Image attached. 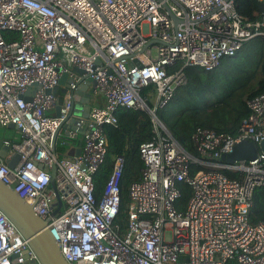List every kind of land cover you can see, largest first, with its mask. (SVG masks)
Returning <instances> with one entry per match:
<instances>
[{
  "label": "built area",
  "instance_id": "obj_1",
  "mask_svg": "<svg viewBox=\"0 0 264 264\" xmlns=\"http://www.w3.org/2000/svg\"><path fill=\"white\" fill-rule=\"evenodd\" d=\"M163 1L179 19L176 27L158 0H0V129L13 124L21 135L3 140L0 181L47 222L69 264H264V222L249 217L255 192L264 189V153L233 163L220 158L239 141L264 139V91L246 100L236 135L195 128L196 156L155 113L187 83L184 68L212 70L264 35V14L251 18L236 0ZM150 40L158 42L142 50ZM63 74L72 81L59 83ZM84 76L102 103L90 100L87 117L66 135L58 132L53 151L52 135ZM148 85L152 108L139 96ZM57 105L59 116L47 113ZM123 108H146L154 123L153 136L139 145L141 179L129 186L124 227L117 221L122 155L113 158L100 197L94 195L107 157L104 126L115 125ZM78 132L79 154L61 151ZM52 165L59 207L49 184ZM181 184L190 196L177 208ZM24 261L37 257L0 210V264Z\"/></svg>",
  "mask_w": 264,
  "mask_h": 264
},
{
  "label": "trees",
  "instance_id": "obj_2",
  "mask_svg": "<svg viewBox=\"0 0 264 264\" xmlns=\"http://www.w3.org/2000/svg\"><path fill=\"white\" fill-rule=\"evenodd\" d=\"M240 12L257 18L264 14V2L236 0ZM187 83L162 108H156V118L181 146L192 155L196 152L191 142L195 128L201 127L216 133L236 135L241 121L248 114L246 100L264 91V35L256 36L243 44L234 57L221 60L212 70L184 68ZM153 85L140 88L139 96L152 108ZM153 121L148 109L123 108L117 113L115 125L104 126L107 157L94 177V195L98 199L112 169L116 155L124 157L119 179L120 212L117 221L126 223L128 191L132 182L141 179L143 162L139 145L153 136ZM66 145L59 146L61 151ZM224 173L231 176L227 170ZM181 195L177 208H183L190 188L180 185ZM252 222H264V189L258 188L253 196L249 214ZM227 264H235L234 260Z\"/></svg>",
  "mask_w": 264,
  "mask_h": 264
},
{
  "label": "water",
  "instance_id": "obj_3",
  "mask_svg": "<svg viewBox=\"0 0 264 264\" xmlns=\"http://www.w3.org/2000/svg\"><path fill=\"white\" fill-rule=\"evenodd\" d=\"M161 1L163 9L167 12L168 16L172 19L174 26L176 27L179 19L173 14L170 10L168 4L163 0ZM158 42L157 40H150L148 43L142 48V50L149 46L152 43ZM136 64L140 66L138 61L130 62L129 64ZM71 71L75 74L83 73V70L73 67ZM88 76H84L82 79H85V83L79 82L74 90V95L70 102V107L65 115V117L61 120L59 126L56 128L52 135L51 139V148L55 150V141L58 135V132H63L64 135L67 134V130H71L74 128L75 124L78 122L79 118L87 117L89 111L90 100L93 98V94L90 92V81L87 79ZM67 79V74H63L59 78V83H63V81ZM68 82L72 81V77L67 79ZM36 86V84H33ZM33 90L28 88L23 96V100L26 101L30 98L29 93H32ZM46 92H50L49 89ZM84 94L85 98L83 99L81 95ZM84 105H83V104ZM83 106V111L80 112L78 109ZM59 108L60 105H57L55 108V115L59 116ZM72 120V121H71ZM9 128H14L13 124L8 125ZM65 145H68V141L65 142ZM0 156H5V151L8 149V145L3 143V140L0 139ZM264 153V139L261 140L258 145H255L252 141L242 140L234 144L233 149L221 155L222 161L227 162H236L241 160H249L254 158L258 152ZM80 152V148L70 147L67 151L68 155H78ZM20 154L18 152L15 153V158L19 159ZM10 167H13V162L8 163ZM55 167L52 165L50 168V179L49 184L53 188L55 195L57 197L58 207L61 205V200L59 198L57 189L55 187ZM0 210L3 214L13 223L16 229L22 234V236L27 239L28 244L34 254L37 257V262L30 263L24 261L22 263L16 264H69L61 254L58 244L47 228V222L43 220L40 216L36 214L33 210L32 205L28 204L23 198H21L17 192L12 190L8 185L4 184L0 181Z\"/></svg>",
  "mask_w": 264,
  "mask_h": 264
},
{
  "label": "crops",
  "instance_id": "obj_4",
  "mask_svg": "<svg viewBox=\"0 0 264 264\" xmlns=\"http://www.w3.org/2000/svg\"><path fill=\"white\" fill-rule=\"evenodd\" d=\"M81 97L84 99L85 98V95L82 94ZM91 103L92 104H101L102 103V97H100L99 95L93 97L91 99ZM47 113H49V114H55V109L54 108L53 109H50V110L47 111ZM9 129H10L9 127L1 128L0 129V139L5 140V139L11 138V139L17 140V137H16L17 134L15 133V131H11ZM81 136H82V133L81 132H78L75 137L68 138V145L66 147V150L68 151V149L70 147H73V148H78L79 147L80 148V146H81V138H82ZM0 151H1V148H0ZM7 153L8 152L5 151V154H6L5 157L7 156ZM18 160L19 159L15 158V153H14V154H12L10 156V158L7 160V162L8 163L9 162H11V163L13 162V165H15L18 162Z\"/></svg>",
  "mask_w": 264,
  "mask_h": 264
},
{
  "label": "rangeland",
  "instance_id": "obj_5",
  "mask_svg": "<svg viewBox=\"0 0 264 264\" xmlns=\"http://www.w3.org/2000/svg\"><path fill=\"white\" fill-rule=\"evenodd\" d=\"M225 58H228V57H223L221 60H223V59H225ZM220 63H221V61H220ZM9 130H11V131H15V133L17 134V135H16L17 139H20V137H21L20 132L16 131L15 128H10ZM65 147H67V145H66Z\"/></svg>",
  "mask_w": 264,
  "mask_h": 264
}]
</instances>
